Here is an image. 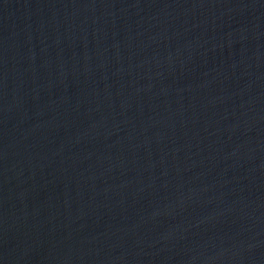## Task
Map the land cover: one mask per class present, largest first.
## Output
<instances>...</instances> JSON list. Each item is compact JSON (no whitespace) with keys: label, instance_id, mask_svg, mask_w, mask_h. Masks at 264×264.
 I'll list each match as a JSON object with an SVG mask.
<instances>
[{"label":"water","instance_id":"95a60500","mask_svg":"<svg viewBox=\"0 0 264 264\" xmlns=\"http://www.w3.org/2000/svg\"><path fill=\"white\" fill-rule=\"evenodd\" d=\"M0 264H264V0H0Z\"/></svg>","mask_w":264,"mask_h":264}]
</instances>
